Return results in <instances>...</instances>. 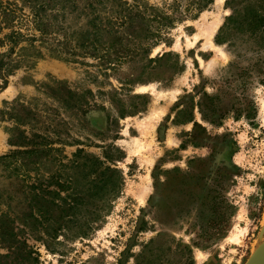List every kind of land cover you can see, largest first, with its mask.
<instances>
[{
	"label": "rangeland",
	"instance_id": "rangeland-1",
	"mask_svg": "<svg viewBox=\"0 0 264 264\" xmlns=\"http://www.w3.org/2000/svg\"><path fill=\"white\" fill-rule=\"evenodd\" d=\"M190 3L138 2L160 38L136 41L121 63L68 62L42 49L41 59L6 76L0 157L23 149L7 133L22 131L39 149L56 150L48 156L57 160L36 159L29 183L43 189L78 151L121 171L124 183L86 238L0 223V264H247L255 254L254 264H264V37L224 38L235 13L264 18V0H213L197 14ZM33 18L25 0H0V40L12 31L38 36ZM8 49L5 41L0 54ZM4 171L0 165L7 222L26 207L17 203L23 196L1 192L24 185Z\"/></svg>",
	"mask_w": 264,
	"mask_h": 264
},
{
	"label": "trees",
	"instance_id": "trees-1",
	"mask_svg": "<svg viewBox=\"0 0 264 264\" xmlns=\"http://www.w3.org/2000/svg\"><path fill=\"white\" fill-rule=\"evenodd\" d=\"M133 1L134 5L122 0H25L32 7V23L38 36L27 37L12 31L0 40L1 48L5 41L9 46L6 53L0 54V89L7 85L5 78L14 69L41 59L42 49L49 57L68 62H76V57L90 56L110 65L126 60L132 52L130 46L135 45L136 41L160 38L161 29L154 33L151 21L138 9V2L142 0ZM212 1L192 0L189 6L197 14ZM184 12L186 14L178 21H183L182 18L191 14L189 7ZM162 19V27L165 29L176 21L174 15L164 16ZM79 20L82 24L77 23ZM74 22L76 28L73 29L71 23ZM227 25L230 28L227 26L228 32L224 33V38L230 37L232 33L264 37V18L255 14L235 13ZM223 30L224 28L221 34ZM36 42L39 45L36 46ZM20 43H25L26 46L19 47L17 53H14ZM7 133L9 145L23 149H16L0 157V165L7 174L3 178L21 179L24 185L20 193L3 189L1 192L7 194L8 200L18 194L23 196L21 200L18 196L16 199L26 210L7 222L0 218L1 225L9 229L16 220L32 232L36 231L38 225L47 224L45 228L49 230L48 236L52 234L55 237L64 232L63 236L69 238H86L98 229L104 216L111 210L112 202L121 192L124 183L122 172L109 167L103 168V163L98 158L78 151L71 165L58 164L59 172L55 171L53 177H48L41 189V186L29 183L33 177L28 175L36 170V159L40 155L43 154L47 160H57L48 156L56 150L48 147L49 145H43L39 149V143L28 139L22 131L16 133L17 136L10 129ZM78 171L84 177H72ZM51 187L54 189L51 190ZM7 206L10 209V205ZM4 230L0 229L1 238H4ZM10 237L14 238L15 235L12 233Z\"/></svg>",
	"mask_w": 264,
	"mask_h": 264
},
{
	"label": "water",
	"instance_id": "water-1",
	"mask_svg": "<svg viewBox=\"0 0 264 264\" xmlns=\"http://www.w3.org/2000/svg\"><path fill=\"white\" fill-rule=\"evenodd\" d=\"M254 256H256V254L251 257L247 264H254Z\"/></svg>",
	"mask_w": 264,
	"mask_h": 264
},
{
	"label": "bare ground",
	"instance_id": "bare-ground-1",
	"mask_svg": "<svg viewBox=\"0 0 264 264\" xmlns=\"http://www.w3.org/2000/svg\"><path fill=\"white\" fill-rule=\"evenodd\" d=\"M262 252H263V251H262ZM257 255H258V254H257ZM261 255H262V254H261ZM259 259H260V258H259ZM260 261H261V260H260ZM260 261H259V262H260Z\"/></svg>",
	"mask_w": 264,
	"mask_h": 264
}]
</instances>
